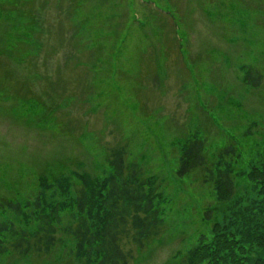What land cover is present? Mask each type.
Listing matches in <instances>:
<instances>
[{
	"label": "rangeland",
	"instance_id": "rangeland-1",
	"mask_svg": "<svg viewBox=\"0 0 264 264\" xmlns=\"http://www.w3.org/2000/svg\"><path fill=\"white\" fill-rule=\"evenodd\" d=\"M252 68L257 87L245 83ZM192 137L206 166L178 177ZM229 144L234 197H254L245 173L264 162V0H0V222L30 234L36 198L63 205L51 251L20 256L4 236L0 264L90 263L64 227L76 189L110 177L117 146L163 220L143 247L121 241L128 264H174L221 222L210 176Z\"/></svg>",
	"mask_w": 264,
	"mask_h": 264
},
{
	"label": "trees",
	"instance_id": "trees-1",
	"mask_svg": "<svg viewBox=\"0 0 264 264\" xmlns=\"http://www.w3.org/2000/svg\"><path fill=\"white\" fill-rule=\"evenodd\" d=\"M249 71L245 83L259 86L260 74L253 68ZM204 149L202 138L187 140L176 175L182 177L205 167ZM235 154L233 145L220 148L216 173L210 176L222 206L221 222H214L210 236L200 238L197 246L174 264H264V162L252 165L245 173L255 196L235 199L233 176L241 172L233 174L225 162ZM106 164L110 177L95 182L90 188L81 184L76 189L73 201L76 214L71 212L73 216L64 231L74 240L76 253L86 256L89 264H128L130 255L122 248L121 241L128 240L141 248L145 239L157 234L163 220L149 193L147 179L141 175L139 165L127 159L123 146L111 149ZM1 207L17 215L22 212L21 205L12 200H3ZM34 207L38 210V227L30 234L13 222H0V255L11 249L20 256L33 251L48 253L55 246L63 205L55 203L42 210L36 198ZM210 214L211 211L206 210L203 218L214 220ZM9 235L11 249L4 240V236Z\"/></svg>",
	"mask_w": 264,
	"mask_h": 264
}]
</instances>
